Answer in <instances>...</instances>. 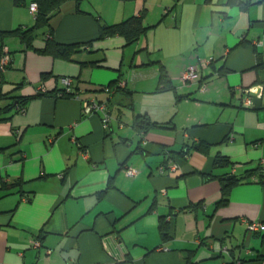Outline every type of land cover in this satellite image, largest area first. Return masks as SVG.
Wrapping results in <instances>:
<instances>
[{"label":"crops","instance_id":"1","mask_svg":"<svg viewBox=\"0 0 264 264\" xmlns=\"http://www.w3.org/2000/svg\"><path fill=\"white\" fill-rule=\"evenodd\" d=\"M31 1L0 0V31L32 27ZM231 1L81 0L79 12L67 1L51 24L56 42L82 44L74 62L17 37L0 43L11 58L0 108L13 107L0 120V264H264V232L246 225H264V179L240 182L215 208L220 183L204 177L264 174V0ZM139 15L148 30L137 42L96 39L98 24ZM188 69L199 78L184 84ZM63 77L80 99L107 103V130L80 99L59 96ZM256 87L252 110L243 91ZM26 97L22 114L14 106ZM139 115L168 128L139 132ZM217 154L233 165L214 168Z\"/></svg>","mask_w":264,"mask_h":264},{"label":"trees","instance_id":"2","mask_svg":"<svg viewBox=\"0 0 264 264\" xmlns=\"http://www.w3.org/2000/svg\"><path fill=\"white\" fill-rule=\"evenodd\" d=\"M18 3V0H14ZM70 0H32L31 3L36 5V14L34 17V24L29 28H18L13 31L1 32L0 31V43H2L7 37L13 36L17 37L20 42L24 45V50H32L35 53L43 56H49L52 59H59L67 62H74L73 56L80 50L81 43L76 44H61L54 40L53 28L51 24V19L59 12L62 4ZM76 3V11L79 12V5L81 0H73ZM232 4H236L235 0L231 1ZM29 7V6H28ZM147 27L143 25V16H131L119 23L112 25H101L98 24V34L96 39L103 40L111 37H122L127 44H132L137 42L146 32ZM46 37L44 45L42 48H36L34 43L39 38ZM164 71H160L159 81L160 83L165 82ZM47 75H43L42 78H46ZM109 89L115 87V83L111 82L107 85ZM4 97V96H3ZM68 97V96H66ZM30 97L23 99H17V104L14 106L19 110L21 107H25L26 103ZM11 106H6L0 108V120H3V116L11 110ZM132 126L139 132H146L151 129H167V125L159 124L153 122L149 119L147 115H139L133 119ZM202 146H197V149H201ZM180 157H184L186 153L181 151L176 153ZM233 165L228 158L217 154L214 158L213 167L214 168H225L227 166ZM257 175V180L259 182L264 179V174L260 173L259 169H253L245 172L243 177H237L235 175H205V179H216L220 183V199L215 203V208H219L227 205L229 201V193L232 187L239 184L240 182L252 178V176ZM161 223L162 236L166 240L169 236L170 223ZM166 225V226H165ZM166 227V228H165ZM262 257L258 256L255 260H261Z\"/></svg>","mask_w":264,"mask_h":264},{"label":"built area","instance_id":"3","mask_svg":"<svg viewBox=\"0 0 264 264\" xmlns=\"http://www.w3.org/2000/svg\"><path fill=\"white\" fill-rule=\"evenodd\" d=\"M29 11L30 13L35 16L36 14V5L31 3L29 5ZM11 58L8 52H2L0 55V75L1 73L6 69V67L10 64ZM199 78L198 73H196L192 69L186 70L182 76L181 80L184 84H190L194 83L197 81ZM61 82L63 84V91L59 93V96H69V97H74L77 99H80L78 91L74 88L73 86V80L72 78L69 77H63L61 78ZM122 84L120 83L119 86ZM248 89L243 91V99H242V105L247 108H252V98L249 96L250 92L257 93V89ZM44 90V85H40L38 87V91L42 92ZM103 90L105 92H109L110 89L107 86L103 87ZM201 91H205V86L201 87ZM259 96V95H258ZM82 103V113L84 116L88 115H98L101 120V124L104 130L108 129L109 122H110V114H109V109L107 106V103L105 101H100L97 98H88V99H80ZM20 113H25V107L19 108ZM14 134L17 138L20 137V131L16 130L14 131ZM169 169L173 171L175 169L174 163H169ZM162 170V169H160ZM124 174L128 178L135 177L137 175V170L132 167H127L124 169ZM247 225V231L250 233H257V232H264V225L255 223V222H246ZM32 246L35 248L40 247V243L38 241H33ZM50 251H47V254H49ZM220 254H229V249L227 247H222L219 250ZM232 264H244L242 263L241 260H234Z\"/></svg>","mask_w":264,"mask_h":264},{"label":"water","instance_id":"4","mask_svg":"<svg viewBox=\"0 0 264 264\" xmlns=\"http://www.w3.org/2000/svg\"><path fill=\"white\" fill-rule=\"evenodd\" d=\"M259 94V89L257 90V93H249V96L252 98V110H259L261 108V98L258 97Z\"/></svg>","mask_w":264,"mask_h":264}]
</instances>
